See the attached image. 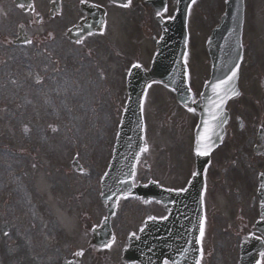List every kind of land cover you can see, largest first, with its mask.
Masks as SVG:
<instances>
[{"label": "rangeland", "instance_id": "obj_1", "mask_svg": "<svg viewBox=\"0 0 264 264\" xmlns=\"http://www.w3.org/2000/svg\"><path fill=\"white\" fill-rule=\"evenodd\" d=\"M244 3L246 39L251 36L247 26L251 10L264 19V0ZM203 4L206 20L191 23L192 48L185 57L195 97L209 66L194 27H202L207 35L224 8L223 0ZM129 23L110 22L104 34L78 43L65 38L62 26L52 40L45 35L47 42L42 44L41 24L28 29L30 43L13 44L0 31V223L6 221L8 233L0 231V264H63L65 258L79 259V264H123L120 253L127 233L146 215L164 214L155 202L122 198L112 217L114 243L103 250L87 247L91 227L105 212L99 178L126 99L128 65L138 60L147 67L152 56L146 36L126 37ZM128 43L142 47L144 53L129 49ZM256 52L246 48L240 76L243 96L229 107L254 124L262 119L264 125V67L252 61ZM143 117L147 145L134 181L152 178L169 187L182 185L193 166L191 129L197 114L180 106L171 90L155 83L144 96ZM238 134L237 159L244 163L247 151L240 152L246 146L244 132ZM226 140L227 146L233 142L229 136ZM74 155L81 170L71 166ZM232 184L226 180L218 189L231 194ZM240 195L219 197L226 203L206 201L201 264H231L229 249L237 240L233 234L243 222L238 210L248 205Z\"/></svg>", "mask_w": 264, "mask_h": 264}, {"label": "water", "instance_id": "obj_2", "mask_svg": "<svg viewBox=\"0 0 264 264\" xmlns=\"http://www.w3.org/2000/svg\"><path fill=\"white\" fill-rule=\"evenodd\" d=\"M242 21L243 0H225V12L220 24L213 29L207 41L211 76L202 91L205 95H211L212 83L226 78L234 69L238 71L236 65L241 57L239 42ZM181 36L182 38L172 40L169 35L162 37L150 67L143 69L140 65H134L126 78L127 100L118 126L112 158L101 180V199L106 204L107 214L100 226L93 228L92 236L94 242L101 246L111 241L109 220L121 195H137L144 201L154 199L162 204L167 216L166 219H147L139 236H131L128 239V246L122 255L125 262L163 264L167 261L170 264H195L197 260V237L202 216L203 169L207 156L196 155L195 146L197 135L202 132V121L208 117L201 95L197 101L192 102L183 61L185 33ZM219 47H228L231 52L220 50ZM152 81H160L171 87L181 104L199 112L194 144V173L197 175L192 176L184 188L186 191L183 192L162 188L151 180L143 185L132 184L134 164L144 146L141 101L147 85ZM235 87L237 90L236 81ZM224 118H227L225 109ZM223 124L217 129L219 137H214L215 145L223 134ZM67 264L76 263L70 261Z\"/></svg>", "mask_w": 264, "mask_h": 264}, {"label": "flooded vegetation", "instance_id": "obj_3", "mask_svg": "<svg viewBox=\"0 0 264 264\" xmlns=\"http://www.w3.org/2000/svg\"><path fill=\"white\" fill-rule=\"evenodd\" d=\"M204 1L195 0V3L193 1L190 3L186 20L188 33L190 23H202L206 20V13L201 10V7H204ZM175 3L176 0H165L164 5L161 2L145 4L143 0H130V3L129 0H0V29L5 35L11 34L16 37L20 33L21 37L25 38L26 36L29 37L28 29L30 26L41 24L42 44L47 42L45 35L48 36L49 40H52V34L59 31L57 29L61 26V28L67 29L69 25L77 24L87 17L99 20L103 16L104 30L93 32L85 37L103 34L109 27L110 22L123 23L128 20L130 23L128 24L127 38H138L142 35L146 36L145 38L154 39L160 33V21L172 17ZM249 18L247 26L251 29L249 30L251 36L246 39L244 35L242 37L244 54L242 64L246 60V48L251 46L257 50L256 58L252 61H258L256 64L264 67V19H260L259 15L256 16L254 9L251 10ZM253 18L254 20H252ZM138 23H142V25L138 27ZM199 29L200 27H197V35L200 34ZM240 117L236 112L230 113L229 136L233 139V142L228 146H222L224 149L219 147L212 153L206 170L204 195L205 201L209 199L212 202H223L225 200L219 197L230 198L231 194L238 195L239 193L241 194L240 198L244 195L243 200L247 201L249 199L246 210L244 207L238 210L239 217L243 219V222L239 225L238 231L233 234L237 237V240L232 248L231 264H233V260L234 264L238 260L239 243L243 239L251 241L247 249L258 256L256 264H264V256H261V253H264V225H256L257 221L262 220L256 191L259 178L264 177L262 175L264 174V131L259 135L257 132L256 134L253 133L252 127H249L251 121ZM238 118L241 120H238ZM239 132H244V141L246 142L245 149L240 150L241 153L247 151V154L245 153L246 157L242 158L244 163L237 159L239 154L235 147L239 140ZM238 171L243 172L241 177L236 175ZM218 179L222 183H218ZM226 180L227 183L233 184L229 187L231 194L226 189V193L223 195L218 186L226 183ZM241 210L246 214L242 215Z\"/></svg>", "mask_w": 264, "mask_h": 264}, {"label": "snow or ice", "instance_id": "obj_4", "mask_svg": "<svg viewBox=\"0 0 264 264\" xmlns=\"http://www.w3.org/2000/svg\"><path fill=\"white\" fill-rule=\"evenodd\" d=\"M193 3H195V0H193ZM136 67H139V65H136ZM238 68L239 65H236V69ZM236 79H237V71L234 69L231 71L230 75L226 76V78L218 79L216 82L210 85L211 95H205L204 93H201V100L205 104V110L207 112L208 118L202 121V132L198 134L196 138V146H195L196 155L207 156L210 154L212 148L215 147L214 137H219V132L217 131V129L222 127L223 123L227 122L226 119L224 118V105L229 98L238 96L240 94L235 87ZM189 111L194 112L195 109L189 108ZM220 139H222V137H220ZM193 175H197V173H193ZM179 191L183 192L186 191V189H180ZM149 219H153V218L149 217ZM164 219H166V217H164ZM199 232H200V237L197 242L201 243L205 235V223L203 220L200 223ZM4 235L7 236L8 233L4 232ZM82 254H83L82 252L76 253V255H82ZM200 256L202 259L203 257L202 248L200 250ZM261 256H264V253H261ZM165 264H167V262H165ZM196 264H201V260L197 259Z\"/></svg>", "mask_w": 264, "mask_h": 264}]
</instances>
